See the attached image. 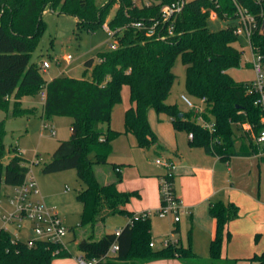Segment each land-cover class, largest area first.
Segmentation results:
<instances>
[{
	"label": "trees",
	"instance_id": "1",
	"mask_svg": "<svg viewBox=\"0 0 264 264\" xmlns=\"http://www.w3.org/2000/svg\"><path fill=\"white\" fill-rule=\"evenodd\" d=\"M178 1L181 0H153V4L146 7L135 5L134 0H104L102 4L98 0H0V111L12 118L35 116L36 109L22 108L21 99L44 90L42 118L72 119L70 139L59 143L42 172L52 174L76 170L79 180L86 186L77 197L83 207L80 226L89 232L78 240L77 249L86 262L147 264L173 258L184 264H239L241 261L222 259L224 241H230L228 225L239 215L236 205L222 201L212 202L209 207V214L216 221V230L208 259L197 257L190 246L180 243L159 249L151 247V219L137 217L126 208L139 194L118 189L122 181L120 167L109 163L113 142L123 134L133 135L140 148L159 145L149 123L150 110L169 115L176 130L193 133L192 146L203 148L222 160L239 154L234 151L235 127L248 124L255 133L262 129L260 110L254 104V97L248 95L245 83L235 82L227 73L229 69L239 67L241 62V52L235 47L238 39L235 27L218 31L208 27L211 10H217L221 19L237 18L231 0H219V8L212 0L185 1L181 13L159 27L164 38L149 36L145 29L132 25L138 21L147 27L152 25L153 21L161 20L163 5ZM238 2L262 24L264 2ZM115 6L116 13L107 22ZM47 8L75 17L78 26L88 29L103 28L107 24L116 32V49L100 53L97 60H87L82 78L61 76L46 81L41 66L31 62V55L44 30L43 13ZM170 25L174 27L171 36L167 30ZM259 36L257 40L264 39V31ZM178 56L186 66L188 94L196 99L205 98V118L209 121L212 117L215 119L216 135L222 139V145L214 146L215 152L211 149L212 136L195 122L193 114L182 113L176 105L166 103L175 84L173 65ZM124 86L129 87L133 105L125 113V131L117 132L109 127L105 130L103 125L110 124L112 109L120 100ZM6 136L2 120L0 196L4 187L24 184L30 173L27 160L18 154L16 148L9 150L11 156L6 163L3 161L7 155ZM250 144L252 151L247 155L260 152L253 140ZM95 165H110L114 172L111 180L100 182ZM115 214L127 216L129 223L118 234L106 233L95 239L97 224ZM114 244L119 250L116 255L108 257L107 253ZM71 256L67 247L60 243L37 241L33 247H28L22 241H11L6 233L0 234V264H52L57 258ZM246 261L264 264V250Z\"/></svg>",
	"mask_w": 264,
	"mask_h": 264
},
{
	"label": "rangeland",
	"instance_id": "2",
	"mask_svg": "<svg viewBox=\"0 0 264 264\" xmlns=\"http://www.w3.org/2000/svg\"><path fill=\"white\" fill-rule=\"evenodd\" d=\"M140 5L143 0H134ZM187 2L193 0H185ZM99 4L104 0H98ZM116 6L112 9L111 14L107 18L110 21L116 13ZM43 21L45 23L44 30L39 37L38 46L31 55V62L37 63L39 66L47 61L50 68L42 73L44 79L49 81L50 78L67 76L70 78H82L85 70L84 63L93 58L97 60L98 55L102 52L111 50V46L115 42V38L108 35L104 28L99 27L94 30L82 26H78L77 19L73 16L52 12L47 8L43 13ZM238 19H221L209 20L208 27L212 31H218L229 27L238 26ZM235 47L241 52V62L239 67L231 68L227 71L228 75L237 83H247L254 79V71L249 66L252 61V52L247 37L243 34L238 36ZM71 55L73 60L68 63L65 58ZM173 72L176 75L175 84L171 90L166 103L176 105L182 113H189L190 108L184 104L181 99L182 95L187 96L193 103L199 105V99L192 97L186 90V66L182 62L181 56H178L173 65ZM42 92L32 96H26L21 99V105L24 109H36L35 116H20L12 118L7 116L4 111H0V121L4 120L7 136L4 144L7 149L6 163L10 157L9 150L18 148L22 157L27 160L30 168L29 178L36 182L37 187L43 195L46 194L45 205L57 213L58 219L68 231L63 236L64 245L67 247L71 255L81 256L77 249L76 243L89 232L86 228L81 227L82 204L78 202L77 197L80 192L85 190L86 186L82 183L76 170H67L59 173L44 174L42 169L45 164L51 160V156L57 149L60 142L69 140L71 136L72 119L69 117H53L50 120L42 118L44 99ZM12 102L14 98L12 97ZM130 90L128 86H124L121 91L120 100L112 109L111 122L109 125H103L106 130L108 127L117 132L125 131V113L131 106ZM12 108V105H11ZM149 123L158 137V144H173L177 139L184 143L188 132L179 131L173 127L172 118L167 114H157L154 110L148 113ZM211 122L215 123L214 117ZM47 127V128H46ZM51 129L55 131V135L51 134ZM236 133L238 130L235 127ZM130 138H122L114 144V157L109 160L110 164L118 165L123 172V183L121 188L126 192L139 190L138 175L159 178V194L160 205L158 207H146L145 200L141 201L133 197L128 207L140 215L144 212H151L152 222V238L154 248H162V240H168L169 245H176L180 242L186 246L189 245V238H193V233L189 219L185 216V211L180 210L179 221L177 224L180 228V234H174L172 228L175 220L173 214H169L162 218L158 211L161 208V190L160 182L168 172L174 173V168L167 169L161 165H156V160H163L152 148L144 149L136 146ZM176 141V140H175ZM168 160V159H167ZM170 162V160H168ZM95 171L100 182L104 183L106 175L109 180L114 175L110 165H95ZM151 185V182H149ZM151 187V186H149ZM14 187H4L0 196V218L8 212L12 211L10 205V197L13 195ZM41 196V195H40ZM40 196L32 197L35 200H41ZM130 220L127 216L115 214L106 218L104 222H99L95 228V239H99L103 234L114 233L116 230L124 227ZM0 225H2L0 221ZM70 229V230H69ZM10 233L15 232L14 226H9ZM191 231V234H190ZM160 236V238H157ZM20 240L27 241L28 238H36V236L28 231L20 232ZM180 240V242H179ZM172 241V242H171ZM63 245V244H62ZM63 245V246H64ZM193 249V248H192ZM194 250V249H193ZM200 251V252H199ZM200 258L210 257V248L203 245L200 250H194ZM203 254H205L203 256ZM239 264H248L241 261Z\"/></svg>",
	"mask_w": 264,
	"mask_h": 264
},
{
	"label": "crops",
	"instance_id": "3",
	"mask_svg": "<svg viewBox=\"0 0 264 264\" xmlns=\"http://www.w3.org/2000/svg\"><path fill=\"white\" fill-rule=\"evenodd\" d=\"M54 78L56 77L53 76L49 81ZM132 106L131 104L130 107ZM249 128L250 125L248 124L236 127L238 133L235 131L234 151L239 154L233 155L226 160H222L203 148L192 146L189 133L184 143L175 139L176 141L174 140L173 144L165 143L164 146L158 145L152 148L160 157L170 160L174 165L175 196L179 200L182 210L185 211V216L189 218L187 222H190L192 225L191 229L194 231L193 238H189V245L185 247L190 246L191 249L200 250V246L203 245L205 252L206 247L210 248V243L215 236L216 221L210 216L209 207L212 202L222 201L225 204L233 203L239 208L238 217L228 225L230 241L228 242L226 239L224 241L222 259H241V261H246V259L263 252L264 160L260 153L247 155V153L252 151L250 140H253V132H249L247 130ZM124 137L130 138L137 146L136 138L133 135L123 134L113 142L111 157L115 155L114 144ZM156 165L158 164L156 163ZM119 173L122 181L118 185V189L123 191L121 188L123 183L121 168ZM138 176L137 180L140 184L137 192L139 196L135 198L141 201L145 200L146 207H158L160 205L159 178L161 175L157 176V178H149V176L140 174ZM105 181H109L108 175H106ZM149 182H151V185H149ZM42 198L45 202L46 194H42ZM126 208L136 214L128 205ZM124 227L114 233H120ZM175 229H177V232H174ZM172 232L180 234V228L177 223H174ZM157 238H160V236H157ZM180 244L183 245L181 242ZM193 249L192 251L194 252ZM195 255L197 256L196 253ZM78 259L79 256L57 258L52 264H79ZM201 259L206 260L208 258ZM147 264L184 263L178 258H173L151 261Z\"/></svg>",
	"mask_w": 264,
	"mask_h": 264
},
{
	"label": "built area",
	"instance_id": "4",
	"mask_svg": "<svg viewBox=\"0 0 264 264\" xmlns=\"http://www.w3.org/2000/svg\"><path fill=\"white\" fill-rule=\"evenodd\" d=\"M216 3L217 8H219L218 1L212 0ZM236 7V17L239 21L238 26L235 27L234 33L238 37L240 34H243L247 37L251 52H252V61L249 63V66L254 71V79L250 82L245 83V87L248 95L254 97L255 106L260 110L261 114V125L262 129L259 133H255L251 126L248 131H252V139L255 144L259 146L260 155H264V39L257 40V37L260 33L263 32L262 26L264 18L262 19V24H259L257 16L250 12L246 7L241 5L238 0H231ZM185 0L175 2L170 5H163L161 7V20L153 21V24L146 26L142 21L133 23L134 27L139 29H145L147 35L155 36L158 35L159 38H164L161 35V32L158 31L159 27L166 23L170 22L172 18L176 17L181 13L184 8ZM264 0H258V3H263ZM153 4V0H143L142 3L138 6L150 7ZM220 18L217 10H211L210 19L218 20ZM104 30L108 33L109 36L115 38V31H112L107 24L103 26ZM168 34L173 35L174 27L170 25L168 27ZM260 37V36H259ZM118 42L115 38L114 44L111 46V49H116ZM68 63H70L73 58L71 55H68L65 58ZM42 71H46L50 68V65L47 61L43 62L41 65ZM42 97L45 99V92H42ZM182 101L190 108V112L193 114L195 122L200 125L203 129L207 130L212 136L211 149L213 152L214 146L222 145V139L216 135V126L215 123L207 120L205 118L206 110V99H199L200 104L197 105L193 103L187 96H181ZM245 125V124H244ZM242 125V126H244ZM47 128V127H46ZM51 134L55 135V131L51 129ZM193 133L189 134V138L193 140ZM18 154H21L18 148ZM158 165L170 169L174 168V165L169 162L167 159L156 160ZM173 180L174 173L168 172L167 176H164L160 182L161 190V208L158 211L160 217L164 218L169 214H173L174 220L177 223L179 221V214L181 210V204L177 197L175 196V190L173 191ZM41 195V196H40ZM40 196L41 200H35L32 197ZM39 198V197H38ZM12 211L6 213L0 218L2 225H0V234L6 233L10 236L11 241H21L20 232L28 231L33 233L36 238H28L27 241H22L28 245V247H33L37 241H46L52 243H60L64 245L63 236L66 234L68 229L62 225L61 221L58 219L57 213L54 210H50L42 198L40 189L37 187L36 182L29 178V174L24 184L15 186L13 195L9 198ZM152 215L151 212H144L138 216L142 218H150ZM9 226L15 227V232L10 233ZM172 242V241H171ZM162 247H167L169 245L168 240H162ZM151 247H154V242L151 243ZM119 247L117 244H114L111 249L108 251L107 256L111 257L117 254ZM79 264H95L96 261L86 262L82 256L78 259Z\"/></svg>",
	"mask_w": 264,
	"mask_h": 264
},
{
	"label": "water",
	"instance_id": "5",
	"mask_svg": "<svg viewBox=\"0 0 264 264\" xmlns=\"http://www.w3.org/2000/svg\"><path fill=\"white\" fill-rule=\"evenodd\" d=\"M184 5H185V2H184ZM262 30L264 31V22H263ZM180 117L182 118V117H183V115H182V114H180Z\"/></svg>",
	"mask_w": 264,
	"mask_h": 264
}]
</instances>
